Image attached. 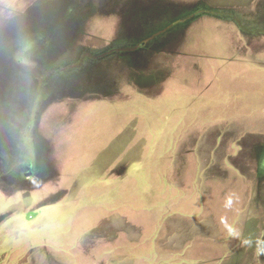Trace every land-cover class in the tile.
<instances>
[{"label": "rangeland", "instance_id": "1", "mask_svg": "<svg viewBox=\"0 0 264 264\" xmlns=\"http://www.w3.org/2000/svg\"><path fill=\"white\" fill-rule=\"evenodd\" d=\"M0 264H264V0H0Z\"/></svg>", "mask_w": 264, "mask_h": 264}, {"label": "clouds", "instance_id": "2", "mask_svg": "<svg viewBox=\"0 0 264 264\" xmlns=\"http://www.w3.org/2000/svg\"><path fill=\"white\" fill-rule=\"evenodd\" d=\"M229 203H230V201H229Z\"/></svg>", "mask_w": 264, "mask_h": 264}]
</instances>
